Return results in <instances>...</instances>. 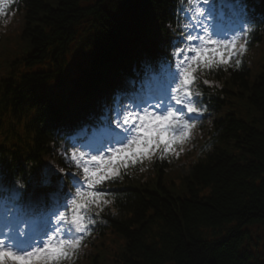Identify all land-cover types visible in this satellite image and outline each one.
<instances>
[{
	"label": "trees",
	"instance_id": "obj_1",
	"mask_svg": "<svg viewBox=\"0 0 264 264\" xmlns=\"http://www.w3.org/2000/svg\"><path fill=\"white\" fill-rule=\"evenodd\" d=\"M258 1L264 11V0ZM184 2L11 0L0 18V174L25 180L40 156L60 170L80 172L67 155L81 149L64 134L88 109H99L130 72L133 55L154 65L173 56L175 17ZM147 19L156 27L154 57L139 40ZM263 41L264 29L247 52L259 63L255 70L224 65L200 71L219 86L203 125L176 146L178 155L153 154L121 167L109 182L117 188L106 192L110 203L93 211L91 233L62 264H264ZM75 43L89 64L81 63L73 77L79 108L60 113L45 84L62 83ZM95 65L110 73L106 88L96 83ZM9 139L16 142L7 145ZM63 184L65 193L74 192L68 176ZM252 226L262 233V260L249 249Z\"/></svg>",
	"mask_w": 264,
	"mask_h": 264
},
{
	"label": "snow or ice",
	"instance_id": "obj_2",
	"mask_svg": "<svg viewBox=\"0 0 264 264\" xmlns=\"http://www.w3.org/2000/svg\"><path fill=\"white\" fill-rule=\"evenodd\" d=\"M9 3L11 0H0V15ZM196 11L203 15L199 8ZM203 31L205 34L199 36L186 33L182 38L187 42L185 47L173 45L175 68L170 62L164 67L141 62L138 65L141 90L133 87L131 91L136 94L123 97L131 101L127 107L122 98L120 112L115 117L112 115L115 109H109L103 120L97 118L94 110L87 116L90 123L76 128V139L98 154L85 159L82 151L71 153L69 163L74 162L81 170L69 176L74 192H64L60 177L53 184L56 174L48 167L30 178L53 186V190L35 202H25L18 193L21 213L13 218L5 217L0 228V235L4 237L0 239V264H62L78 252L84 236L89 233L94 223L89 213L110 203L101 186L113 181L121 167L151 157L158 150L162 157L170 152L179 154L176 146L188 141L191 130L197 126L192 121L200 118L191 115L201 113L197 106L200 101L192 90L198 82L196 73L229 65L233 56L246 50L245 44L237 49L235 38L229 40L225 35L212 39L207 28ZM217 32H225V29L220 27ZM197 40L199 44L195 43ZM236 64L239 65L240 60H236ZM144 81H150L147 89L143 87ZM129 84L128 73H125L117 88L128 92ZM17 246L23 250L17 251Z\"/></svg>",
	"mask_w": 264,
	"mask_h": 264
},
{
	"label": "rangeland",
	"instance_id": "obj_3",
	"mask_svg": "<svg viewBox=\"0 0 264 264\" xmlns=\"http://www.w3.org/2000/svg\"><path fill=\"white\" fill-rule=\"evenodd\" d=\"M76 43L71 46V51L67 56L68 64L66 66L67 72L74 74L77 71V62L81 60V54H76L75 52ZM34 69H37L35 67ZM49 84L54 85V82H50ZM181 162V161H180ZM181 164H183L181 162ZM154 191H159L154 188ZM251 229L254 231V234L251 236L249 242V249L252 252L254 258L262 260V247H263V240H262V233L260 229H257V226H252Z\"/></svg>",
	"mask_w": 264,
	"mask_h": 264
},
{
	"label": "bare ground",
	"instance_id": "obj_4",
	"mask_svg": "<svg viewBox=\"0 0 264 264\" xmlns=\"http://www.w3.org/2000/svg\"><path fill=\"white\" fill-rule=\"evenodd\" d=\"M164 1H166V0H164ZM140 42V41H139Z\"/></svg>",
	"mask_w": 264,
	"mask_h": 264
}]
</instances>
